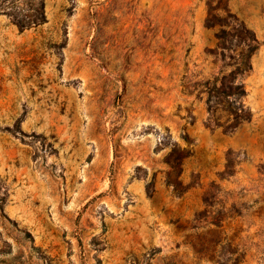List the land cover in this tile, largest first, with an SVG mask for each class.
I'll list each match as a JSON object with an SVG mask.
<instances>
[{
    "label": "rangeland",
    "instance_id": "1",
    "mask_svg": "<svg viewBox=\"0 0 264 264\" xmlns=\"http://www.w3.org/2000/svg\"><path fill=\"white\" fill-rule=\"evenodd\" d=\"M0 264H264V0H0Z\"/></svg>",
    "mask_w": 264,
    "mask_h": 264
},
{
    "label": "crops",
    "instance_id": "2",
    "mask_svg": "<svg viewBox=\"0 0 264 264\" xmlns=\"http://www.w3.org/2000/svg\"><path fill=\"white\" fill-rule=\"evenodd\" d=\"M6 163H7V160H6L5 163H3L2 165H6Z\"/></svg>",
    "mask_w": 264,
    "mask_h": 264
}]
</instances>
